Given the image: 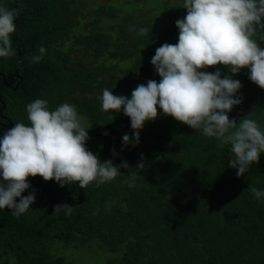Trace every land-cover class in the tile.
<instances>
[{
	"label": "trees",
	"instance_id": "obj_1",
	"mask_svg": "<svg viewBox=\"0 0 264 264\" xmlns=\"http://www.w3.org/2000/svg\"><path fill=\"white\" fill-rule=\"evenodd\" d=\"M78 3L89 2L0 0L19 9L11 34L16 54L0 57V139L15 123L30 125L26 105L35 99L47 100L49 110L69 103L85 117L86 148L101 162L127 161L135 170L143 156L146 168L131 188L124 168L113 181L83 189L29 176L22 193H35L29 210L16 217L0 209V264H264V199L251 192L264 190V153L238 177L230 145L218 146L159 108L135 146L122 144L125 134L132 138L123 109L101 110L104 88L130 98L138 84L159 83L151 58L162 44L177 43L183 0H107L89 3L87 15ZM41 46L46 52L34 63ZM217 69L221 78L229 74L222 65L202 70ZM248 76L247 68L233 76L242 102L229 119L255 108L250 118L264 129V89ZM60 204L73 206L71 214L53 212Z\"/></svg>",
	"mask_w": 264,
	"mask_h": 264
},
{
	"label": "clouds",
	"instance_id": "obj_2",
	"mask_svg": "<svg viewBox=\"0 0 264 264\" xmlns=\"http://www.w3.org/2000/svg\"><path fill=\"white\" fill-rule=\"evenodd\" d=\"M182 7L187 14L175 22L177 43L162 44L151 58L161 78L159 83L150 79L138 84L130 98L104 88L101 110L113 113L123 109L130 119L132 138L125 134L122 144L135 146L145 122L155 120L159 108L163 115L215 138L218 146L230 145L233 155L229 167L236 169L239 177L264 153V129L250 118L255 108L238 122L228 115L242 102L237 95L242 84L233 79L242 69L247 68L250 81L264 89V47L256 39L260 35L264 40V0H183ZM18 13L19 9L0 6V57L16 54L11 34L16 30ZM132 30L138 35L149 32L146 27H130ZM38 51L39 55L32 57L34 63L42 59L46 49L41 46ZM217 65L227 67L229 74L221 78L219 69L202 70ZM26 112L30 125L15 123L0 139V209H10L13 216L24 214L34 203V192L22 195L30 188L29 176L54 180L61 187L78 184L83 189L92 182L99 187L113 181L124 168L129 173L125 183L131 188L146 168L143 156L135 170L127 161L120 165L111 159L101 162L98 154L86 148L89 128L73 104L49 110L48 101L38 98L26 105ZM251 192L256 199H264V190L252 187ZM72 210L73 206L60 204L53 212L70 215Z\"/></svg>",
	"mask_w": 264,
	"mask_h": 264
},
{
	"label": "rangeland",
	"instance_id": "obj_3",
	"mask_svg": "<svg viewBox=\"0 0 264 264\" xmlns=\"http://www.w3.org/2000/svg\"><path fill=\"white\" fill-rule=\"evenodd\" d=\"M86 1H88L89 3H91L93 5H96L97 3H103V2H105L107 0H86ZM89 3H86L85 6H81L78 3V4L75 5V7L78 10V12L84 13V14L87 15L88 9H90V10L92 9ZM86 18H88V17L86 16Z\"/></svg>",
	"mask_w": 264,
	"mask_h": 264
}]
</instances>
